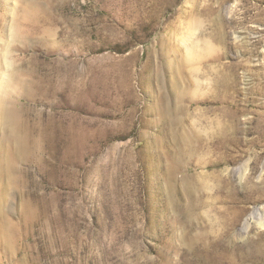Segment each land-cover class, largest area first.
Returning <instances> with one entry per match:
<instances>
[{
    "label": "rangeland",
    "instance_id": "rangeland-1",
    "mask_svg": "<svg viewBox=\"0 0 264 264\" xmlns=\"http://www.w3.org/2000/svg\"><path fill=\"white\" fill-rule=\"evenodd\" d=\"M0 100V264H264V0H0Z\"/></svg>",
    "mask_w": 264,
    "mask_h": 264
},
{
    "label": "bare ground",
    "instance_id": "bare-ground-1",
    "mask_svg": "<svg viewBox=\"0 0 264 264\" xmlns=\"http://www.w3.org/2000/svg\"><path fill=\"white\" fill-rule=\"evenodd\" d=\"M5 87V86H4ZM0 113L3 111V106H4V103L2 102V100H0ZM3 115V114H2ZM6 115V114H5ZM3 116H1L2 118ZM5 118V117H4ZM4 121V120H3ZM5 122V121H4ZM7 122V121H6Z\"/></svg>",
    "mask_w": 264,
    "mask_h": 264
}]
</instances>
